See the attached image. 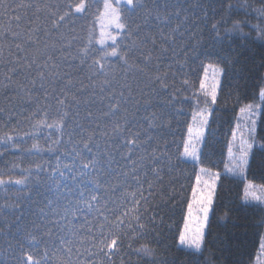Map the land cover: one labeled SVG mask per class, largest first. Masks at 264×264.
Here are the masks:
<instances>
[{
  "label": "snow or ice",
  "instance_id": "obj_1",
  "mask_svg": "<svg viewBox=\"0 0 264 264\" xmlns=\"http://www.w3.org/2000/svg\"><path fill=\"white\" fill-rule=\"evenodd\" d=\"M93 2L0 0V125L13 132L24 124L31 128L23 136H0V156L22 151L24 138H37L43 129L56 133H48L46 149L33 143L27 151H47L56 161L26 169L35 177L31 186L28 177L0 175L5 193L16 186L15 196L0 203V264H124L126 241L132 249L158 227L180 183L165 134L184 112V68L219 55L225 37L240 27H227L220 12L233 6L224 7V0H104L102 16L120 30V40L103 31L96 40L92 30L81 34L83 27L77 28ZM205 94L215 104L217 84ZM259 95L264 101V90ZM251 147L242 148L235 167L248 164ZM188 159L199 160L191 140L176 157ZM195 182L201 183L199 174ZM205 185L199 200L203 222L178 239L180 250L194 255L202 252L215 180ZM33 187L44 191L34 195ZM192 192L195 198L197 188ZM192 207L189 202V214ZM135 252L153 255L146 244Z\"/></svg>",
  "mask_w": 264,
  "mask_h": 264
},
{
  "label": "trees",
  "instance_id": "obj_2",
  "mask_svg": "<svg viewBox=\"0 0 264 264\" xmlns=\"http://www.w3.org/2000/svg\"><path fill=\"white\" fill-rule=\"evenodd\" d=\"M229 3L233 6L231 12L220 14L226 16L228 28L235 23L240 25L239 30L225 37L219 55L190 61L184 68L182 78L189 81L183 93L187 97L183 104L184 112L165 134L168 152L178 163L180 183L176 185L175 198L161 212L163 220L153 232L143 239L135 240L132 249L127 247L126 241L121 252L124 264L259 263L260 245L264 242V207L247 204L245 197L247 182L264 187V101L259 95L264 90V0H224V7ZM217 9L220 11L219 5ZM102 13L103 0H94L86 18L77 21L78 30L83 27L81 34H86L90 29L95 39L99 40L98 20ZM95 47L99 48V45ZM208 67H215L223 73L219 96L216 103L210 106L200 88ZM255 104L262 106V112L256 135L257 148L245 169L246 180L222 175L203 251L199 255L181 251L178 239L185 225L188 204L192 200V189L196 185L195 177L200 167L219 174L225 172L233 131L242 113L240 109ZM204 106H209L212 113L200 165L177 161L176 157L183 152L184 143L188 140V129L192 128L195 115ZM25 131L31 132L28 124L21 125L16 132L0 125V136L5 133L23 136ZM49 132L54 138V130L43 129L37 138H24L20 144L22 151L9 149L4 156H0V175L5 180L28 177L31 186L35 177L28 176L26 169L34 170L36 164L46 168L54 166L56 161L52 153L27 154L33 143L46 149L50 142H46ZM13 164L18 167L13 168ZM32 190L34 195L37 190L44 191L43 188L35 187ZM15 193L16 186H10L7 193L0 189V203H3L5 195L14 197ZM36 198L43 200V196ZM144 244L153 250V255L136 254L135 249ZM2 250L3 241L0 240V252ZM9 264H14V261L10 259ZM116 264H121L120 259H116Z\"/></svg>",
  "mask_w": 264,
  "mask_h": 264
},
{
  "label": "rangeland",
  "instance_id": "obj_3",
  "mask_svg": "<svg viewBox=\"0 0 264 264\" xmlns=\"http://www.w3.org/2000/svg\"><path fill=\"white\" fill-rule=\"evenodd\" d=\"M112 2L115 3V0H112ZM103 3H104V0H103ZM103 13H104V8H103ZM98 29H99V39L101 38L102 31L105 33V36L107 35V33H111L112 35L117 36V40L120 39V36L118 35L120 30L116 28L114 23H111L109 21L108 17L101 15V17L98 20ZM106 42L108 45L112 44L111 40H107ZM222 79H223V73L221 70L215 67H208L207 76L204 77L206 87H205V90H201V93L205 97V99L208 101L209 106L212 103L211 98L205 93L206 91H210L211 86L213 84H217V98H218L220 89H221ZM209 106L208 107L204 106L195 115L193 125L191 128L192 133L188 135V140H187V141L191 140L192 143L196 144L197 149H198V155H199L198 161H193L191 159H188L187 162H190L198 166L200 165L201 156L203 152V146L206 141L207 130H208V126L211 120L212 111L209 108ZM251 106H252L251 110H249V107H247L245 111L240 114L239 119L236 123L235 129L233 131L235 132V137H233L232 135V139L230 142L231 153H229V156H228V164H227L225 172L223 174H219V179L217 180L215 178L216 177L215 172L204 168L206 171L201 173L200 172L201 167L199 169V175L201 176V183L199 185H195V187L197 188V193H196L195 198L192 195V200H191V203L193 206L192 212L191 214L187 212L186 221H185V225H184L182 232H185L186 236H190L195 232V229L200 226V223L203 222V213L200 211L201 205L199 203L200 192L204 191L206 194L208 191V188L206 187L205 182H207L208 185H211L212 181L215 180L213 203L208 213L207 224L203 229V248H204V243H205V237L207 234V229L209 226V221H210V218L213 212L216 192H217L222 175H226V176L234 177L238 179L242 178L246 180L245 169L247 168L248 164L243 167H235V165L237 164L238 159L242 155V148H247L248 145L252 146L247 152L248 161L253 151L257 148L256 135H257V129H258V124L260 120V115L262 112V106L258 104L251 105ZM205 119L207 120L206 124L203 123V120ZM253 122H254V125H253ZM198 133L200 134L199 141L197 140ZM229 169H233V170L229 171ZM253 196L260 197V201L257 202L256 200H253L252 198ZM245 202L247 204H256V205H260L264 207V187L257 186L250 182H247ZM203 248H202V251H203ZM185 250L189 251L187 248H185ZM258 264H264V249H261V255H260Z\"/></svg>",
  "mask_w": 264,
  "mask_h": 264
}]
</instances>
